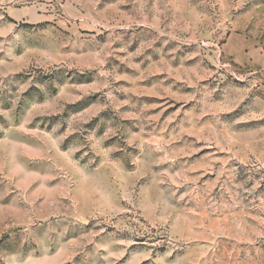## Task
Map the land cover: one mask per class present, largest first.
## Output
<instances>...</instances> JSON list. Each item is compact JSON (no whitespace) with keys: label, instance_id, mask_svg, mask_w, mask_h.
<instances>
[{"label":"rangeland","instance_id":"obj_1","mask_svg":"<svg viewBox=\"0 0 264 264\" xmlns=\"http://www.w3.org/2000/svg\"><path fill=\"white\" fill-rule=\"evenodd\" d=\"M0 264H264V0H0Z\"/></svg>","mask_w":264,"mask_h":264}]
</instances>
